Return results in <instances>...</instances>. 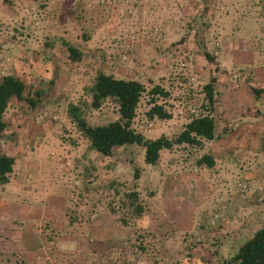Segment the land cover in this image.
<instances>
[{
	"label": "rangeland",
	"instance_id": "1",
	"mask_svg": "<svg viewBox=\"0 0 264 264\" xmlns=\"http://www.w3.org/2000/svg\"><path fill=\"white\" fill-rule=\"evenodd\" d=\"M98 72L169 92L156 102L171 119L147 115V92L137 106L132 127L152 139L173 138L203 111L215 75L213 116L227 129L163 149L154 164L137 144L105 158L76 121L119 118L115 98L91 106ZM7 74L25 90L0 134V152L14 158L0 184V264H234L264 226V0H0V80ZM231 99L244 113L223 123L238 107ZM241 141L260 151L257 169L230 149ZM204 154L213 166L197 163Z\"/></svg>",
	"mask_w": 264,
	"mask_h": 264
},
{
	"label": "trees",
	"instance_id": "2",
	"mask_svg": "<svg viewBox=\"0 0 264 264\" xmlns=\"http://www.w3.org/2000/svg\"><path fill=\"white\" fill-rule=\"evenodd\" d=\"M69 58L77 61L81 58L82 52L76 47H68ZM204 58L213 63L214 56L208 52L203 53ZM217 77L211 76L203 86L204 102L201 108L203 111L192 115L184 124L182 130L173 138L161 135L157 138H147L132 127V121L136 116V109L142 95L147 92L151 104L147 115L160 119L171 118V113L163 105L156 102L158 97H167L169 92L160 85H153L146 90L145 85L133 78H115L110 74L98 72L95 76L92 89L91 106L100 108L108 97L115 98L118 103L119 118L103 125L91 126L83 119H76L79 130L89 140L98 152L105 158L113 157L114 148L118 145L137 144L144 148V161L146 163H157L160 152L163 149H172L176 145L189 144L200 146L203 141L214 139L216 132L213 111L216 102ZM25 90L24 83L16 76L7 74L0 80V134L6 129L4 113L11 98L22 99ZM258 91V89H254ZM73 107H69V112ZM198 164L213 166L214 159L209 154L197 158ZM14 158L4 152H0V184L9 181L10 173L13 171ZM139 176L138 171L135 178ZM127 199L133 204L138 200L136 191L127 193ZM133 206V205H132ZM134 213L140 214L142 207L135 203ZM234 264H264V226L259 228L254 235L239 246L237 253L233 256Z\"/></svg>",
	"mask_w": 264,
	"mask_h": 264
},
{
	"label": "crops",
	"instance_id": "3",
	"mask_svg": "<svg viewBox=\"0 0 264 264\" xmlns=\"http://www.w3.org/2000/svg\"><path fill=\"white\" fill-rule=\"evenodd\" d=\"M216 92H217V89H216ZM241 95V94H240ZM216 96H217V94H216ZM215 96V97H216ZM242 96V95H241ZM189 98V96L188 97H186V99H188ZM226 102H228V101H226ZM225 102V103H226ZM228 103H230V104H236V105H238V107H235L234 106V108H230V107H228V108H230L231 109V112L229 111V112H225V116L226 117H224L223 118V120H222V122L223 123H226L227 121H228V119L227 118H229L230 120L231 119H238V116L239 115H243V113H244V110H240V108H239V106H240V100H230ZM218 103L217 102H215V107H214V110H215V108H216V105H217ZM171 113V112H170ZM258 114V113H257ZM214 117V116H213ZM169 119H171V118H169ZM227 120V121H226ZM187 122V121H186ZM185 122V123H186ZM184 123V124H185ZM236 124V123H235ZM255 123L254 122H252L251 120H247L246 119V121H245V123H244V129H245V131H249L252 127H253V125H254ZM216 125V124H215ZM183 128V127H182ZM227 128H226V126L225 125H222L221 126V128L220 129H217V126H216V132H215V137H214V139L215 138H217L218 140L220 139V137H221V133L220 132H222L223 130H226ZM182 130V129H181ZM180 131V130H179ZM218 131V132H217ZM214 139H212V140H214ZM221 140V139H220ZM211 141V140H210ZM205 142H207V141H203V144L205 143ZM258 143L257 142H254V146L253 147H258V145H257ZM230 149H232L233 151H235L236 152V154H240L239 155V163H241L243 166H248V167H250L251 165L255 168V169H257V167L259 166V161L261 160V157H260V155H259V153H260V151H256V149H254V151L250 148V145L248 146V144H247V142L246 143H244V142H240V144L239 143H237V146L234 148V147H232V148H230ZM162 151V150H161ZM161 154V153H160ZM258 158H259V160H258ZM215 161V160H214ZM171 162V161H170ZM199 167H202V165H199ZM244 177H247V178H252V177H256V174L254 173V172H252V171H248L245 175H244ZM62 208V207H61ZM60 208V209H61ZM59 209V210H60ZM93 223V222H92ZM106 226V225H105ZM105 226H101V228L102 227H105ZM105 228H107V227H105ZM99 229H100V227H99ZM100 230H104V231H108L107 229H100ZM104 236V235H103ZM104 238H106V239H109V237H107V236H105ZM119 240H121V239H119L118 238V241ZM138 264V263H137Z\"/></svg>",
	"mask_w": 264,
	"mask_h": 264
}]
</instances>
